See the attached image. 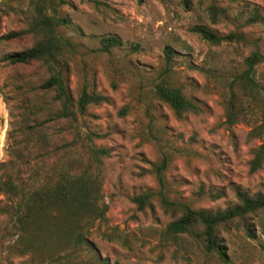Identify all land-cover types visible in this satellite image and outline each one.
<instances>
[{
  "label": "rangeland",
  "instance_id": "1",
  "mask_svg": "<svg viewBox=\"0 0 264 264\" xmlns=\"http://www.w3.org/2000/svg\"><path fill=\"white\" fill-rule=\"evenodd\" d=\"M29 1L0 0V180L11 177L34 189L50 174L79 173L93 165V149H109L111 156L101 166L107 220L96 223L90 245L72 264H226L190 236L164 234L171 219L158 194L216 210L236 203V189L264 193V170L249 172L251 151L259 144L248 137L253 126L229 127L225 118L228 85L242 71L249 50L236 44L213 47L191 32L203 26L264 40V25L247 28L240 18L253 7L264 16V0H192L189 10L181 0H66L60 16L70 22L59 31L77 46L69 87L77 98L87 82L109 99L75 122L56 119L54 93L40 89L49 78L41 63L4 61L33 43L30 36L1 40L26 26ZM211 5L225 10L218 23L207 13ZM103 36L117 38L120 46L103 52ZM167 47L176 53L174 80L203 108L201 115L178 119L155 98ZM258 79L264 81V65ZM92 133L104 136L94 139ZM144 193L155 196L153 209L139 211L131 199ZM13 204L0 196V264H43L15 249ZM252 223L256 240L234 227L223 234L227 264H264V217Z\"/></svg>",
  "mask_w": 264,
  "mask_h": 264
},
{
  "label": "trees",
  "instance_id": "2",
  "mask_svg": "<svg viewBox=\"0 0 264 264\" xmlns=\"http://www.w3.org/2000/svg\"><path fill=\"white\" fill-rule=\"evenodd\" d=\"M137 1L140 4L144 2ZM66 4V0H30L27 5L30 17L26 26L8 33L1 40L32 37L33 43L29 48L6 56L5 63H41L47 69L49 78L40 89L54 93L53 100L59 105L56 119L75 122L78 116L86 114L89 107L109 103V99L97 93L95 87L87 82L81 86L77 98L73 96L67 73L70 63L77 56V46L59 31L70 22L60 16V10ZM181 4L189 10L193 2L181 0ZM247 12L245 8L240 16L242 20L245 18L244 27L264 25V16L259 8L253 7ZM207 13L214 23H218L225 10L211 5ZM191 32L213 47L236 44L249 50L242 71L234 75L228 85L225 118L229 127L239 123L253 126L248 137L259 144L251 151L249 172L256 174L264 170V81L258 79V69L264 65V40L249 39L237 30L221 35L203 26H196ZM100 44L102 51L108 53L119 47L120 41L115 37L103 36ZM175 54L169 47L164 50L166 65L153 94L178 119L190 114L201 115L203 108L187 94L185 85L174 80ZM91 135L94 139L104 136ZM110 156L109 149L95 148L91 155L94 166L79 173L63 170L50 174L34 189H25L11 177L0 180V196L14 201L9 214L17 234L15 249L19 255H30L43 264H72L79 259L84 247L90 245L89 238L96 223L107 220L109 205L105 200L101 166ZM219 198L220 195L213 196L214 200ZM235 198L234 205L209 210L173 200L160 191L158 202L171 219L164 234L171 239L190 236L206 253L217 256L227 264L229 259L223 234L234 227L256 240L252 220L264 217V193L250 195L236 189ZM154 199L153 194L144 193L134 196L131 202L139 211H144L153 209ZM260 225L264 229V224Z\"/></svg>",
  "mask_w": 264,
  "mask_h": 264
}]
</instances>
